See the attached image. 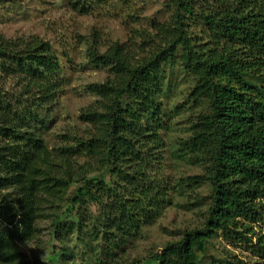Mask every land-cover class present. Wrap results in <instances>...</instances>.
Returning a JSON list of instances; mask_svg holds the SVG:
<instances>
[{"label": "trees", "instance_id": "16d2710c", "mask_svg": "<svg viewBox=\"0 0 264 264\" xmlns=\"http://www.w3.org/2000/svg\"><path fill=\"white\" fill-rule=\"evenodd\" d=\"M65 1L87 14L91 5L112 0ZM165 7L168 21L136 28L124 43L102 47L96 37L85 43L87 65L107 69L108 78L88 88L96 101L79 114L84 135L70 133L72 142L54 153L39 134L64 90L59 59L37 37H0V74L18 90L9 97L0 89V135L18 144L0 145V165L20 170L14 197L1 190L7 181L0 176V264H76L80 258L120 264L114 257L126 250L132 232L151 225L171 194L203 184L209 203L200 225L144 262L128 264H242L213 256L207 261L218 236L264 257L262 239L252 244L249 237L253 224L264 225V0H169ZM177 67L193 84L186 101L199 109L190 135L176 143L177 153L203 169L181 184L162 169L168 115L163 82L166 70ZM17 149L23 170L9 162ZM36 193L58 197L49 226L60 244L55 263L27 259L20 251L39 235Z\"/></svg>", "mask_w": 264, "mask_h": 264}, {"label": "rangeland", "instance_id": "374dc122", "mask_svg": "<svg viewBox=\"0 0 264 264\" xmlns=\"http://www.w3.org/2000/svg\"><path fill=\"white\" fill-rule=\"evenodd\" d=\"M166 1L169 0H132L127 5H122L112 0L97 9H93L94 6L91 5L85 14L72 10L65 0H0V37L6 41L37 37L51 46L61 65L60 77L64 90L44 117L42 134H39L45 150L54 153L52 151L59 145L71 143L70 133L84 135L87 127L80 122L79 114L96 101L88 93V88L102 84L108 78L107 69L87 65L85 43H92L94 37L102 47L115 41L124 43L132 38V31L136 28H149L150 23L168 21L171 11L165 7ZM200 28L197 27L198 31ZM179 70L178 67L166 70L163 97L160 99L165 106V116L168 113L165 119L167 129L162 136L166 147L162 169L168 178L181 184L182 179L201 175L203 169L187 155L177 153L176 143L187 139L190 126L199 113L198 108L186 101L187 92L193 84ZM12 85V81H5L4 75L0 74V89L9 97L18 92ZM0 145L18 146L2 135ZM10 150L11 148L6 153H10ZM22 161L20 149L13 160L9 159V162L17 163L21 170L24 167ZM159 165V162H153L154 167ZM13 167L15 169L16 165H0V176L7 181L1 190L14 197V189H18L14 183L15 175H19L20 170L14 171ZM187 190L185 188L182 192L171 194L170 202L158 218L148 227L132 232L126 250L116 254L114 260H119L120 264L144 262L159 253L167 243L177 241L182 232L199 226L209 203L208 185ZM57 198L37 193L34 195V208L39 213L36 219L39 235L20 247L27 259L38 258L52 263L58 259L55 253L60 244L49 236L50 223L53 215L58 212L56 207L59 205L58 202L55 203ZM13 201L17 203L18 199ZM15 211L18 214L14 223H18L21 213L17 207ZM250 228L252 244L258 238L264 242V225L253 224ZM69 245L71 248L75 247V240ZM253 251L248 244L228 243L218 236L210 242L206 258L208 262L213 256L231 262L240 261L242 264H264V257L256 256ZM81 261V258L76 260V264H86Z\"/></svg>", "mask_w": 264, "mask_h": 264}]
</instances>
